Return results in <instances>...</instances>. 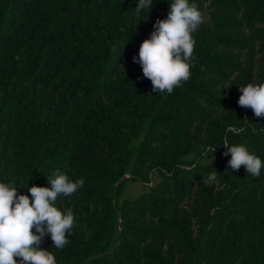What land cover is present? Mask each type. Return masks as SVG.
I'll use <instances>...</instances> for the list:
<instances>
[{
	"label": "trees",
	"instance_id": "obj_1",
	"mask_svg": "<svg viewBox=\"0 0 264 264\" xmlns=\"http://www.w3.org/2000/svg\"><path fill=\"white\" fill-rule=\"evenodd\" d=\"M0 264H264V0H0Z\"/></svg>",
	"mask_w": 264,
	"mask_h": 264
},
{
	"label": "rangeland",
	"instance_id": "obj_2",
	"mask_svg": "<svg viewBox=\"0 0 264 264\" xmlns=\"http://www.w3.org/2000/svg\"><path fill=\"white\" fill-rule=\"evenodd\" d=\"M215 158L214 150L207 152L204 157L200 160V163L206 164L210 163ZM125 178H130V175L126 173ZM160 180V176L157 170L153 169L150 171V181L148 183H143L139 180H127L122 188L120 199L123 198H134L145 192L151 185L156 184Z\"/></svg>",
	"mask_w": 264,
	"mask_h": 264
}]
</instances>
